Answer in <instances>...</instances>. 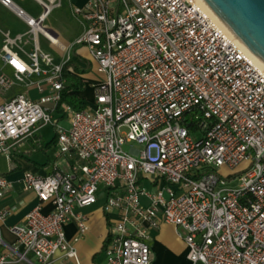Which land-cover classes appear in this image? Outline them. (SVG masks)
<instances>
[{"label":"built area","instance_id":"obj_1","mask_svg":"<svg viewBox=\"0 0 264 264\" xmlns=\"http://www.w3.org/2000/svg\"><path fill=\"white\" fill-rule=\"evenodd\" d=\"M36 1L39 19L0 0L34 41L37 32L48 38L43 22L60 6ZM75 14L85 30L73 46L88 48L104 76L80 111L60 105L73 46L56 63L37 44L26 52L23 35L2 32L0 59L12 75L0 71V91L27 90L0 105V156L11 158L20 142L52 125L69 171L24 175L38 204L11 229L13 244L0 226V264H54L58 254L76 260L75 243L88 232L77 211L101 194L104 212L119 214L105 264H153L150 232L164 223L184 232L190 264H264L262 65L193 0H87ZM59 107L68 127L55 118ZM224 168L237 172L223 175ZM11 189L0 176V201ZM7 216L1 211L0 223ZM71 223L73 242L65 232Z\"/></svg>","mask_w":264,"mask_h":264},{"label":"crops","instance_id":"obj_2","mask_svg":"<svg viewBox=\"0 0 264 264\" xmlns=\"http://www.w3.org/2000/svg\"><path fill=\"white\" fill-rule=\"evenodd\" d=\"M13 1L15 2L16 0ZM33 1L42 9V6L36 0ZM86 3L87 0H82V4L79 5V8L84 7ZM42 14L43 10L38 15H29L35 19H39ZM47 18L43 24L46 22ZM45 31L48 38H50L53 43H51L41 32H37L36 41H34L35 35L30 33L29 28L24 22L0 3V48L3 42L2 32H10L12 36L23 35L26 40L24 44V50L26 52L31 51L35 44L44 51L41 47L40 40V37L43 36V38L53 47L54 45L58 47L54 48L59 56H63L66 53V50H69L84 32L82 31L78 37L69 42L60 34L54 35L50 31ZM55 37L61 40L66 47ZM62 48H66V50H62ZM85 51L86 54H80V51L79 53H75V55L71 57V60L81 69L86 71L81 76L84 83V90L77 92V95L80 98L86 99L85 93L87 90H92L94 96L95 87L101 81L100 79H94L93 74L100 77L104 76L97 72V64L91 58L88 48L85 47ZM22 57L26 59L23 54ZM54 59L56 63L64 61L55 57ZM0 71L12 75L11 69L6 67L1 59ZM92 71H95V73H92ZM23 88V86L17 85L7 92L0 91V105L9 102L17 95L24 93L25 91ZM28 94L33 99L39 97L34 88L29 89ZM87 104H90L88 100ZM58 117L59 116L56 112L55 118L57 119ZM59 124L63 127L69 126L67 118L59 120ZM64 167L69 170V164L67 161L58 156L57 131L52 125L43 127L33 137L20 142L14 148L11 158L0 156V176L5 177L12 185V189L0 201V212L5 211L8 213L5 221L0 223L2 237L6 243L13 244L15 242L16 238L11 229L14 226H22L27 214L38 204V198L35 193L26 191L24 188V175L27 172H30L39 176H47L52 174L57 168L63 170ZM145 185L148 188L152 187L149 182H145ZM102 199L105 204V198L101 194L95 205L84 209H78L77 211L86 217L88 225V232L82 239L75 243L77 259H66L62 254H58L54 259V264H105V242L110 233L111 224L119 219V214L117 212L105 213L103 210L104 204L98 206L99 201ZM50 209V206H45L44 211L47 212ZM179 231V228L164 223L159 229L150 232V240L148 241V244L153 253V264H190L187 260L186 244L180 237ZM65 232L69 241L73 242V240L78 237V228L75 223L67 225L65 227Z\"/></svg>","mask_w":264,"mask_h":264},{"label":"rangeland","instance_id":"obj_3","mask_svg":"<svg viewBox=\"0 0 264 264\" xmlns=\"http://www.w3.org/2000/svg\"><path fill=\"white\" fill-rule=\"evenodd\" d=\"M21 8H23L28 14H39L42 12L43 8L35 3L33 0H16L15 1ZM82 4V0H60V6L55 7L53 11H51L50 15L48 16L46 22L43 24V29L50 31L52 34H60L65 40L71 42L73 41L76 37H78L82 31H84V20L81 16H77L75 14V9L79 7V5ZM41 39V47L42 49L51 54L53 57L59 59V60H64L63 57L66 58L68 55V52H66L63 56H59L58 52L55 50L54 47L46 41L43 36L40 37ZM56 38V37H55ZM63 46V42L56 38ZM73 46V45H72ZM66 47V46H65ZM58 48V47H56ZM80 54H86L85 51V46H76L75 49H73L71 55L74 56L75 53ZM92 73H95V71H92ZM94 75V79H100L101 81L104 79V77H100L96 74ZM88 78V77H87ZM24 91L27 90L26 88H23ZM32 89V88H31ZM33 96V95H32ZM34 97V96H33ZM85 97L88 100V102L91 104L94 100L93 92L92 90H87L85 93ZM201 132H196L194 133L195 138H200ZM125 151L130 150V146L126 145L124 146ZM243 167V166H242ZM241 167V168H242ZM240 168V169H241ZM63 170L65 172H68L69 170L64 167ZM237 171L231 172L227 168H224L221 170V174L223 175H229V174H235ZM237 183H233L232 185L235 186ZM104 204L103 199L99 201L98 206H101ZM180 235H184V232L182 230L179 231Z\"/></svg>","mask_w":264,"mask_h":264},{"label":"water","instance_id":"obj_4","mask_svg":"<svg viewBox=\"0 0 264 264\" xmlns=\"http://www.w3.org/2000/svg\"><path fill=\"white\" fill-rule=\"evenodd\" d=\"M226 28L264 64V0H203Z\"/></svg>","mask_w":264,"mask_h":264},{"label":"trees","instance_id":"obj_5","mask_svg":"<svg viewBox=\"0 0 264 264\" xmlns=\"http://www.w3.org/2000/svg\"><path fill=\"white\" fill-rule=\"evenodd\" d=\"M75 48L76 46L72 47L71 53ZM71 57L73 56L71 55ZM71 59L64 64V77L66 78L67 84L65 90L62 93V99L60 105L66 104L70 106L72 109L80 111L87 106V100L85 98H80L77 95V92L84 90V83L81 79V76L86 71L81 69ZM70 70L71 72H69ZM57 115L59 116L57 118L58 121L64 120L66 118V115L61 112L60 107L57 110ZM192 126L195 127V124H192ZM106 242H105V246H106Z\"/></svg>","mask_w":264,"mask_h":264},{"label":"bare ground","instance_id":"obj_6","mask_svg":"<svg viewBox=\"0 0 264 264\" xmlns=\"http://www.w3.org/2000/svg\"><path fill=\"white\" fill-rule=\"evenodd\" d=\"M195 3H197L199 6H201L213 19H215L223 28H225L229 34H231V32L226 28V26L219 20V18L212 12V10L205 4V2L203 0H193ZM232 35V34H231ZM241 43V42H240ZM242 44V43H241ZM243 45V44H242ZM243 47L249 51L244 45ZM66 48H62V50H64ZM249 53L254 56V58L262 65L263 69H264V64L257 58L255 57V55L253 53H251L249 51Z\"/></svg>","mask_w":264,"mask_h":264}]
</instances>
